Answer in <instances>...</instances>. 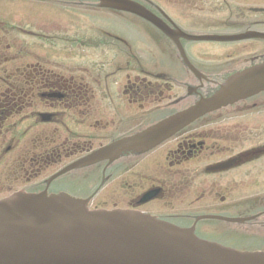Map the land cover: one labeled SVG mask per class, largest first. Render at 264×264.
Returning <instances> with one entry per match:
<instances>
[{
	"label": "flooded vegetation",
	"instance_id": "af4514ba",
	"mask_svg": "<svg viewBox=\"0 0 264 264\" xmlns=\"http://www.w3.org/2000/svg\"><path fill=\"white\" fill-rule=\"evenodd\" d=\"M24 1L25 26L0 22V34L15 31L33 40L20 57L0 45V199L16 192L79 195L95 182L100 167L49 180L94 149L143 131L207 94V85L180 64L175 45L157 26L121 14L130 20L116 30L105 21L70 29L64 25L62 0ZM129 1L147 9L168 32L178 28L187 33V24L209 22L229 33H264V0H201L199 13L207 11L201 17L191 14V0ZM44 10L54 15L47 17ZM14 14L0 6V17L11 21ZM74 16L67 24L74 23ZM215 16L221 20L209 19ZM74 29L72 41L60 36ZM122 33L138 45L131 48ZM177 35L190 63L211 81L264 61L262 40L219 44L216 55H210ZM83 45L108 48L110 60H124V68L117 69L125 75L122 88L113 90L104 69H81L83 57L64 71L69 57L63 50ZM144 51L150 56L143 57ZM188 85L195 86V97L186 95ZM100 179L103 188L115 186L116 195L101 207L139 211L193 228L198 238L236 250L264 251V91L201 117L147 154L102 167Z\"/></svg>",
	"mask_w": 264,
	"mask_h": 264
},
{
	"label": "water",
	"instance_id": "95a60500",
	"mask_svg": "<svg viewBox=\"0 0 264 264\" xmlns=\"http://www.w3.org/2000/svg\"><path fill=\"white\" fill-rule=\"evenodd\" d=\"M99 1L103 7L146 15L123 0ZM262 89L264 64L230 77L187 111L97 151L64 172L112 162L126 152H146L200 116ZM0 264H264V253L222 248L197 239L191 230L139 213L90 212L86 201L66 195L16 194L0 201Z\"/></svg>",
	"mask_w": 264,
	"mask_h": 264
},
{
	"label": "rangeland",
	"instance_id": "374dc122",
	"mask_svg": "<svg viewBox=\"0 0 264 264\" xmlns=\"http://www.w3.org/2000/svg\"><path fill=\"white\" fill-rule=\"evenodd\" d=\"M191 3H193V0H191ZM0 6L2 7V10L10 9V11L15 12L11 21L8 22V26H10V25L25 26L26 25L27 5L22 0H19V2H16V0H0ZM192 6L194 8L196 5L192 4ZM197 8H199V7H197ZM190 12L192 14H195L197 11H194V12L190 11ZM43 13L47 14V13H49V10H44ZM231 13H232V15L235 14L232 11H231ZM81 18H83V17H81ZM1 21H3V20H1ZM83 22L86 23L85 20L81 19L80 27H84ZM186 27L189 29H196V27L194 25L187 24ZM72 34H76V29H74V32H72ZM60 36L68 37L70 35L68 33H62ZM31 42H33V40L29 41L27 38L23 37V35H20V34L16 33L15 31L13 32L12 35L0 34V45L3 48H5L4 49L5 51L9 52L11 55H15L16 57H20L21 53L23 51L28 50ZM195 46H198V44L191 45V47H195ZM203 47H206L203 50L206 49V51L210 55H216V50H215L216 48L215 47H211L214 50H211L209 45H205ZM66 50L70 51V49H65L64 52H67ZM83 51L86 53L85 57H87V64L86 65H87L88 69H95V71H96L97 65H99V64H100L101 68H104L107 70L111 67L110 65H107V63L103 59H100L99 57H97V55L94 54L91 50H89V49L84 50L83 49ZM64 67H66L68 69L70 67V65L68 63H66L64 65ZM82 67L86 68L85 65H83ZM2 68H4V67H2ZM122 79H120L119 82H117L116 90H117V88L122 87V85L124 84V82H122ZM81 129L85 130L84 128H81ZM63 165H65V164H63ZM58 168H60V167H57V169ZM113 185H115V184H113ZM90 186L91 185H89V187L83 186V189H81V191H80V195L87 194L89 192V190L91 189ZM114 187L115 186H107L106 188H103V190H101V192L95 198L96 203H93L92 206H101L105 202H110L111 200L115 199L116 195H115V192L113 190ZM119 190H120V188H119ZM99 208H101V207H99ZM144 210L145 211H143V210L142 211L143 212L147 211L146 209H144Z\"/></svg>",
	"mask_w": 264,
	"mask_h": 264
}]
</instances>
